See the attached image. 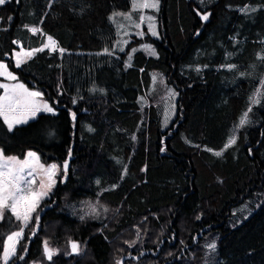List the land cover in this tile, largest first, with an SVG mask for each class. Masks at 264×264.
<instances>
[{
    "label": "trees",
    "instance_id": "16d2710c",
    "mask_svg": "<svg viewBox=\"0 0 264 264\" xmlns=\"http://www.w3.org/2000/svg\"><path fill=\"white\" fill-rule=\"evenodd\" d=\"M131 3L8 0L0 6V60L55 110L11 131L0 118V150L70 164L16 264L39 261L44 241L65 233L83 244L82 255L62 253L46 264H111L115 250L130 264H264V196L240 223L231 227L229 220L264 187V100L249 99L264 70V0H160L159 37H147L157 56L136 52L129 67L114 47L111 14ZM47 36L64 53L44 50L17 68L13 51L40 48ZM154 69L178 91L180 117L171 137L155 112L149 121L141 116L138 98ZM250 106V122L235 128ZM232 135L236 143L216 157ZM86 202L118 214L81 219ZM6 217L0 254L3 240L20 228ZM210 232L217 241L209 251L202 241Z\"/></svg>",
    "mask_w": 264,
    "mask_h": 264
},
{
    "label": "snow or ice",
    "instance_id": "6c2138e0",
    "mask_svg": "<svg viewBox=\"0 0 264 264\" xmlns=\"http://www.w3.org/2000/svg\"><path fill=\"white\" fill-rule=\"evenodd\" d=\"M8 0H0V6L4 5ZM160 0H133V11H140L142 9H155L159 10ZM203 3V0H201ZM255 9H253L254 11ZM247 11V9H245ZM114 15H123L125 19L132 20L131 13H115ZM198 15L200 13L198 12ZM210 13H205L201 15L203 21L209 19ZM11 17H9V20ZM141 23L145 20L148 24V31L153 36H157L158 33L155 28V17L141 15L139 17ZM32 33H38L41 30L36 27L29 28L27 25L24 26ZM139 28L140 24H136ZM137 35L143 36V32L137 33ZM13 43H19L13 41ZM126 44L127 41H124ZM145 50L148 51L150 55H156L155 49L151 45H144ZM45 48L51 49V51H59L60 54L64 53L63 48L57 46V42L51 36H47V43L41 48L25 50L23 46H20V51L14 53L15 55V66L17 68L21 67L26 60L31 59L35 53L43 52ZM121 51L124 49L121 48ZM133 52L136 49L132 50ZM105 53L111 55L108 49H105ZM132 56L129 55V61H131ZM264 59V57H262ZM127 66H131L129 63ZM235 65H228L229 70L234 69ZM199 71V69H197ZM7 76L10 80H16V76L8 70L7 64L0 62V76ZM246 75L241 73V76ZM260 83L264 85V79H261ZM0 89H4L3 95H0V118L7 125L9 131L17 124L27 123L30 118H34L37 113L49 112L55 114V110L46 101L42 99V93L39 91H31L24 84H5L0 83ZM170 95H175V93L169 90ZM252 105H257L264 100V91L258 89L257 92L249 98ZM76 101L73 100V103ZM252 111L250 106L247 111L242 114L241 120L237 125L238 128L244 127L250 121L248 120V113ZM73 119H75V114L73 113ZM90 131L92 129H89ZM135 139V137H133ZM236 143V136L233 135L229 137L224 148L219 151H215L213 154L216 157H221L228 148ZM163 151V149H162ZM208 151H212L208 149ZM71 155V151H69ZM68 161L66 160L62 166L55 163L50 165H45L40 162V158L36 153L29 151L24 159H19L16 156H5L3 150H0V221L6 219V214L10 213L16 221L20 222L19 231L12 232L7 236L3 244L2 259L3 264H16V260H24V255H17L18 245L20 241L24 238V229L28 228L30 224L33 223L32 214L37 211L40 201L48 195L51 189L56 183V176L58 173L63 172L64 175L67 174ZM127 169L125 167V173ZM115 187V186H113ZM92 214L99 216L94 206H91ZM107 209H105L106 211ZM84 217L82 216L81 219ZM35 223H39V215L35 216ZM33 234H35L33 232ZM72 251H78V245L72 242ZM131 246V245H130ZM210 247L215 248V245H210ZM20 251L22 253H27L28 249L26 245H20ZM43 251L45 257L51 261L53 256L57 254V250L49 246L48 241H44ZM117 264H121V261H117Z\"/></svg>",
    "mask_w": 264,
    "mask_h": 264
},
{
    "label": "rangeland",
    "instance_id": "374dc122",
    "mask_svg": "<svg viewBox=\"0 0 264 264\" xmlns=\"http://www.w3.org/2000/svg\"><path fill=\"white\" fill-rule=\"evenodd\" d=\"M195 1L198 2L199 4H205L207 2H212V1L214 2V0H203V3H201V0H195ZM132 5H133V0H132L131 7L129 10H127V11H115L111 14V20L115 25V28H116L115 33L117 34L114 47L118 51L124 53V56H125L127 63H130L129 55L134 57L135 53L140 52V51L143 52L145 57H154L155 58V56H157V51H156L154 45L151 42L147 41V37L153 38V39H156L159 37V32L157 31L158 26H159V24H158V11L159 10L156 11L155 9H142L140 11H133ZM159 5H160V3H159ZM115 13H121V14L131 13L132 14V20L125 19V17L123 15H114ZM141 15H144L145 17H147L149 15L155 17V28H156V31L158 33L157 36L151 35V33L148 31V24H147L146 20L143 23L140 22L139 17ZM136 24H140V27L137 28ZM139 32H143L144 35L143 36L137 35V33H139ZM124 41H127V43L125 44ZM45 43H47V37H46ZM144 45H151L152 48L155 49L156 55H150L148 53V51L145 50V48L143 47ZM41 47H43V45ZM121 48H123L124 50L121 51L120 50ZM133 49H136V51L133 52L132 51ZM20 50L21 49L19 47L18 49L14 50L12 53V58H13L14 64H15L14 53L17 51H20ZM25 50H31V49H25ZM45 50L51 51V49H48V48H45ZM0 62H3V61L0 60ZM149 75H150L149 85H148V87L144 88L143 94L141 96H139V98H138V104L140 106L141 116H144L146 118L145 121H149L152 111L155 112L158 116V119H159L160 129L161 130L167 129V131H169L168 133L171 137L172 136L171 132L177 128L178 119H179L178 117H180V116H177L178 108L176 105V101L178 98V91L175 88H173V86H171L170 84H168L166 82L165 76L159 70H157V69L151 70L149 72ZM260 78L264 79V70H263L262 76ZM261 79H260V81H261ZM0 83H5V84L11 85V84H16V83H21V82L18 79L10 80L5 75V76H0ZM21 84H23V83H21ZM24 85L31 91H39V90H36L35 88L28 87L26 84H24ZM261 85L262 84H260L258 86V84H257L256 90L254 91L253 95L257 92L258 89L264 91V85H262V87H261ZM169 90H171V92L175 93V95L174 96L170 95ZM3 92H4V89H0V95H3ZM39 92H41V91H39ZM42 99L50 105V103L44 99L43 95H42ZM41 112H43V111H41ZM250 118L251 117H248L249 121H250ZM30 119H32V118H30ZM235 128H237V126H235ZM28 152L29 151H27L25 153V155L22 157H19L17 155H5V154L4 155L5 156H16L19 159H24ZM37 156L39 157L38 154H37ZM40 162L44 163L41 160H40ZM64 162L65 161H63L61 163H56L55 161L54 162L52 161L50 163H44V164L47 166V165L55 163L57 165L62 166ZM66 176H67V174L64 175L63 172L58 173V175L55 178L56 183H55L54 187L51 189V191L48 193V195L40 201V204L37 208V211L32 214L33 223L30 224L28 228L24 229V238L20 241V245L28 246V244H29L28 239L32 238L40 230L39 223H38V225L35 223V216L37 214L39 215L44 210V207L50 206L51 202H47L46 199L50 198L56 184L59 181H64ZM262 196H264V187L262 190L256 191L255 195H253L251 199H246V201L243 204H241L240 206H237L236 209H233L232 215L230 216V219H229L230 220V226L234 227L235 225L240 223L242 221V218L246 217L251 212V210H253L256 207V205H258ZM84 206H85L86 210H85V212L81 213V215L83 217H88V218L97 217L96 215L92 214L91 206L95 207L96 211L99 213V216H101L102 218H105L108 216L113 217V216H116V214H118L116 212V209L114 210L113 208H110V207H108L102 203L97 204L94 202H86ZM105 209H107V210L105 211ZM19 224H20V222H19ZM17 231H19V228ZM33 232L35 234H33ZM206 234H207V237L205 239H203L202 244H205L206 250L210 251L212 249V247H210V245L215 244V242L217 241V234L214 232H210V233H206ZM5 240H3V242ZM72 242H75L78 245V251L77 252L72 251V246H71ZM48 244L51 248L57 250V254L53 256L55 258L60 256L62 253H67L68 255L71 254L72 256H78L79 254L82 255V252H83L82 251L83 244L80 241H78L77 239H72V236L70 233H65L63 235L62 239L57 238V240H56L55 238L52 237L51 240L48 241ZM20 245H18V251L17 252H19V250H20L19 249ZM0 255H2V254H0ZM121 258H122V253L120 254L117 250H115L112 257H111L110 263L111 264H117V261H120ZM16 262H18V260H16ZM47 262L49 263L51 261H49L45 257L44 251H43L41 254V259L39 261H30L28 264H46ZM52 262H55V261H52ZM0 264H3L2 259L0 260ZM10 264H11V262H10ZM125 264H130V263H125ZM144 264H154V263L146 262Z\"/></svg>",
    "mask_w": 264,
    "mask_h": 264
},
{
    "label": "water",
    "instance_id": "95a60500",
    "mask_svg": "<svg viewBox=\"0 0 264 264\" xmlns=\"http://www.w3.org/2000/svg\"><path fill=\"white\" fill-rule=\"evenodd\" d=\"M63 164H64V163H63ZM69 167H70V164H69V161H68V169H69ZM68 169H67V171H68ZM126 259H127V257H126V256H123V257L120 259L121 264H123L122 262H124Z\"/></svg>",
    "mask_w": 264,
    "mask_h": 264
}]
</instances>
